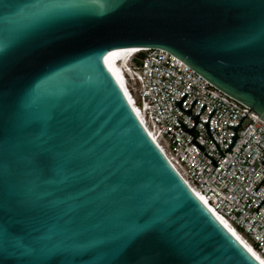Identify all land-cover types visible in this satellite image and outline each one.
<instances>
[{
  "label": "water",
  "instance_id": "obj_1",
  "mask_svg": "<svg viewBox=\"0 0 264 264\" xmlns=\"http://www.w3.org/2000/svg\"><path fill=\"white\" fill-rule=\"evenodd\" d=\"M141 48L264 118V0H0V264H261L108 67L109 52Z\"/></svg>",
  "mask_w": 264,
  "mask_h": 264
},
{
  "label": "built area",
  "instance_id": "obj_2",
  "mask_svg": "<svg viewBox=\"0 0 264 264\" xmlns=\"http://www.w3.org/2000/svg\"><path fill=\"white\" fill-rule=\"evenodd\" d=\"M129 70L126 87L150 136L189 186L264 258V118L164 49L135 52ZM186 93L182 108L200 114L196 125L177 103ZM244 116L238 139L225 151L235 134L229 125ZM178 120L194 127L191 133Z\"/></svg>",
  "mask_w": 264,
  "mask_h": 264
},
{
  "label": "bare ground",
  "instance_id": "obj_3",
  "mask_svg": "<svg viewBox=\"0 0 264 264\" xmlns=\"http://www.w3.org/2000/svg\"><path fill=\"white\" fill-rule=\"evenodd\" d=\"M147 48H141V49H119V50H115V51H111L108 53L107 56V63H108V67L110 68V70L112 71V73L114 74L116 80L118 81L121 89L123 90L128 102L130 103L131 107L133 108L134 112L136 113V115L138 116L137 113V108L136 106H134L132 104L133 100H132V96L129 92V90L126 87V83H127V71H129V63H125V60L123 62V58H125V56L128 53L131 52H138V51H143ZM123 63V64H122ZM139 118V116H138ZM140 119V118H139ZM141 121V120H140ZM143 124V123H142ZM145 127V126H144ZM146 128V127H145ZM148 131V130H147ZM149 133V132H148ZM150 135V133H149ZM153 139V138H152ZM160 147V146H159ZM164 152V151H163ZM165 153V152H164ZM193 190V189H192ZM194 191V190H193ZM194 193L199 197V199L204 203V205L230 230L232 231L239 239L240 241L244 244V246L250 251V253L260 262L264 261V258L256 251V249L250 244L248 243V241L245 239V237L243 235H241L232 225H230L226 220L222 219L219 215H217V213H215L209 206L208 204L204 201V199L201 197V195L197 192L194 191Z\"/></svg>",
  "mask_w": 264,
  "mask_h": 264
},
{
  "label": "clouds",
  "instance_id": "obj_4",
  "mask_svg": "<svg viewBox=\"0 0 264 264\" xmlns=\"http://www.w3.org/2000/svg\"><path fill=\"white\" fill-rule=\"evenodd\" d=\"M135 52H132V53H127V55L125 56V58L126 59H123V62H124V60H125V63H129L130 61H131V57L133 56V54H134ZM123 64V63H122ZM127 72V75H128V77H130L131 76V71L129 70H126Z\"/></svg>",
  "mask_w": 264,
  "mask_h": 264
},
{
  "label": "snow or ice",
  "instance_id": "obj_5",
  "mask_svg": "<svg viewBox=\"0 0 264 264\" xmlns=\"http://www.w3.org/2000/svg\"><path fill=\"white\" fill-rule=\"evenodd\" d=\"M261 264H264V261H262Z\"/></svg>",
  "mask_w": 264,
  "mask_h": 264
},
{
  "label": "rangeland",
  "instance_id": "obj_6",
  "mask_svg": "<svg viewBox=\"0 0 264 264\" xmlns=\"http://www.w3.org/2000/svg\"><path fill=\"white\" fill-rule=\"evenodd\" d=\"M124 59V57H122Z\"/></svg>",
  "mask_w": 264,
  "mask_h": 264
}]
</instances>
